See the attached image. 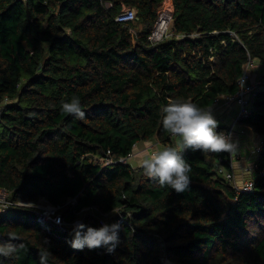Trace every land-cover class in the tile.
<instances>
[{
  "label": "trees",
  "instance_id": "1",
  "mask_svg": "<svg viewBox=\"0 0 264 264\" xmlns=\"http://www.w3.org/2000/svg\"><path fill=\"white\" fill-rule=\"evenodd\" d=\"M161 2L0 0V188L13 202L75 199L67 221L86 207L124 217L106 253L73 249L70 233L47 232L33 210L9 208L0 244L19 250L5 264H38L45 250L48 264H264V0H173L172 34L153 43ZM123 5L136 10L134 21L115 20ZM250 61L261 65V85L240 123L262 141L252 192L220 172H233L227 151L185 150L191 183L182 193L142 167L101 162L143 142L172 146L164 105L211 109L238 91ZM72 96L83 117L61 111ZM85 225L100 227L89 215Z\"/></svg>",
  "mask_w": 264,
  "mask_h": 264
},
{
  "label": "clouds",
  "instance_id": "2",
  "mask_svg": "<svg viewBox=\"0 0 264 264\" xmlns=\"http://www.w3.org/2000/svg\"><path fill=\"white\" fill-rule=\"evenodd\" d=\"M60 107L62 112L74 114L77 118L84 115L77 96L63 101ZM161 112L162 128L171 135L174 143L152 153L140 164L146 177L161 187L167 186L176 193H182L191 183V167L182 155L185 150H199L204 155L222 151L232 153L235 145L225 133L217 132L218 121L211 114V109H204L189 101L173 100L164 105ZM56 222L60 223V220ZM119 228L118 223H103L98 228L76 223L70 233L72 239L69 244L76 250L104 247L108 253H112L119 242ZM19 248H23V245ZM18 250L11 243L0 244V264H5V258L13 257ZM38 264H48L47 250L40 252Z\"/></svg>",
  "mask_w": 264,
  "mask_h": 264
},
{
  "label": "built area",
  "instance_id": "3",
  "mask_svg": "<svg viewBox=\"0 0 264 264\" xmlns=\"http://www.w3.org/2000/svg\"><path fill=\"white\" fill-rule=\"evenodd\" d=\"M174 2L173 0H162L161 4L158 8V16L157 20L154 24L153 31L151 32L149 39L153 43H158L165 39L166 37L172 34L171 23L174 14ZM136 10L129 6L122 7V12L116 17L117 22L121 23H129L136 19ZM254 66L253 62H249L247 69L245 70L243 76L239 81V89L234 95L226 96L223 99H216L215 106H218L221 102H224L229 105H237L238 106V115L235 122L227 127H219L217 126V132L225 133L229 137V141L235 144L234 133H235V125L239 123L243 118L247 117L251 112L253 105L255 103V99L258 94L259 86L261 85L260 78L257 77V80L254 81L250 74V69ZM214 106V107H215ZM137 147V145H135ZM262 150V141L256 145L254 149V153L258 155ZM134 156V152L128 155L127 157H121L120 159H113L108 155L104 157L101 162L105 165H112L115 163L122 164H131V160ZM235 161L234 151L230 152V157L228 158V163L230 168L233 170ZM223 162V159H218L216 161V165L220 166ZM134 167V166H133ZM257 165L252 167V171H256ZM220 172H222L226 179H229L233 182L234 187L238 192H252L254 190V179L253 176L247 179L243 184H239L233 175V172L224 171L220 167ZM264 173V170L261 171V174ZM251 187L249 188V186ZM76 200L72 199L67 202L65 205H53L49 204L45 201L33 202L29 200H21L17 202H13L10 199V194L7 190L0 188V213L6 212L9 208H28L33 210L36 215V219L41 228L47 232H52L54 230H58L64 233H71L72 228L76 223H84L86 221V217L95 216L98 219L99 225L101 226L103 223H118L120 228L118 230V235L121 230V225L124 222V217L121 215L119 211H115L110 214H97L98 209L96 207H86L79 214L78 218L74 221H67L63 216L64 209L68 204H75ZM82 213L86 215L83 217ZM82 215V216H81ZM83 217V218H82ZM57 219L60 220V223H57ZM68 237H65V241H68ZM104 248V247H103ZM106 251V249L104 248ZM106 253H108L106 251Z\"/></svg>",
  "mask_w": 264,
  "mask_h": 264
},
{
  "label": "crops",
  "instance_id": "4",
  "mask_svg": "<svg viewBox=\"0 0 264 264\" xmlns=\"http://www.w3.org/2000/svg\"><path fill=\"white\" fill-rule=\"evenodd\" d=\"M260 68L261 66L255 63V72L251 74L254 81L257 80V77L259 78L257 70L259 72ZM211 114L218 121L219 127H227L235 122L238 114V106L221 102L218 106L211 108ZM234 140L235 161L233 175L239 184H243L247 179L254 175L252 167L257 160V155L254 153V149L261 139L239 122L235 125ZM164 147L169 146H164L157 142H143L137 144V147L134 149V156L131 160V164L134 167H141L140 162L143 159Z\"/></svg>",
  "mask_w": 264,
  "mask_h": 264
},
{
  "label": "rangeland",
  "instance_id": "5",
  "mask_svg": "<svg viewBox=\"0 0 264 264\" xmlns=\"http://www.w3.org/2000/svg\"><path fill=\"white\" fill-rule=\"evenodd\" d=\"M259 66H261V65H259ZM254 67H255V64H254ZM254 67H253V68H254ZM237 115H238V114H237ZM82 215H83V217H84L86 214H85V213H82ZM82 215H81V216H82ZM83 217H82V218H83ZM166 262H167V259H164V264H166Z\"/></svg>",
  "mask_w": 264,
  "mask_h": 264
},
{
  "label": "bare ground",
  "instance_id": "6",
  "mask_svg": "<svg viewBox=\"0 0 264 264\" xmlns=\"http://www.w3.org/2000/svg\"><path fill=\"white\" fill-rule=\"evenodd\" d=\"M166 264H174V263H172V262H169V261L167 260Z\"/></svg>",
  "mask_w": 264,
  "mask_h": 264
}]
</instances>
